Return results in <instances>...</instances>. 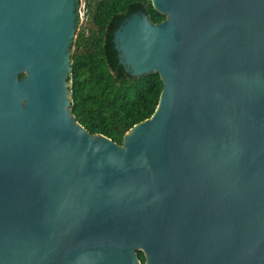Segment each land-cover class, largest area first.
I'll use <instances>...</instances> for the list:
<instances>
[{
	"label": "water",
	"instance_id": "obj_1",
	"mask_svg": "<svg viewBox=\"0 0 264 264\" xmlns=\"http://www.w3.org/2000/svg\"><path fill=\"white\" fill-rule=\"evenodd\" d=\"M78 3L0 0V264H264V0L123 19L162 90L121 144L70 109Z\"/></svg>",
	"mask_w": 264,
	"mask_h": 264
},
{
	"label": "trees",
	"instance_id": "obj_2",
	"mask_svg": "<svg viewBox=\"0 0 264 264\" xmlns=\"http://www.w3.org/2000/svg\"><path fill=\"white\" fill-rule=\"evenodd\" d=\"M86 8L93 27L80 30L72 41L70 109L88 132L121 144L129 128L154 112L162 82L156 72L133 76L125 70L114 48L113 32L135 11L153 22L165 16L151 0H86ZM137 254L144 264L143 253Z\"/></svg>",
	"mask_w": 264,
	"mask_h": 264
},
{
	"label": "rangeland",
	"instance_id": "obj_3",
	"mask_svg": "<svg viewBox=\"0 0 264 264\" xmlns=\"http://www.w3.org/2000/svg\"><path fill=\"white\" fill-rule=\"evenodd\" d=\"M89 27H93V25L90 23L88 15H87L86 0H79L78 23H77L76 34L82 29H85L87 31Z\"/></svg>",
	"mask_w": 264,
	"mask_h": 264
}]
</instances>
